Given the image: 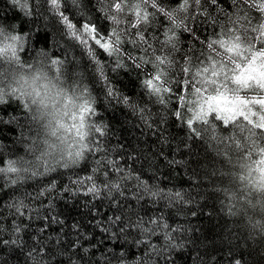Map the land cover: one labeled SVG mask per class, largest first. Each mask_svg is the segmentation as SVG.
Here are the masks:
<instances>
[{
	"label": "snow or ice",
	"instance_id": "snow-or-ice-1",
	"mask_svg": "<svg viewBox=\"0 0 264 264\" xmlns=\"http://www.w3.org/2000/svg\"><path fill=\"white\" fill-rule=\"evenodd\" d=\"M9 2L17 14L13 21L0 18V133L15 129L17 135L11 148L0 140V193L13 192L8 201L0 198V264L13 256L24 264H176L188 251L193 264H222L216 254L223 250L214 240L203 245L208 237L196 235L199 228L173 226L163 210L150 215L147 205L164 202L196 217L208 180L228 200L221 199L220 211L235 217L259 206L264 213V0H94L96 16L85 13L81 0ZM69 3L79 19L67 11ZM49 17L62 38L86 52L107 104L126 106L142 133L150 130L171 149V158L163 148L144 156L149 166L163 157L169 167L190 171L191 191L150 184L121 164L123 155L112 156L107 145L116 133L96 119L97 99L87 87L64 86L67 50L62 59L38 48L49 34L37 22ZM33 50L32 62L22 59ZM120 72L136 73L130 83L138 93L123 91ZM170 121L183 138L169 132ZM194 142L227 171L191 159ZM17 143L25 155L15 154ZM118 147L127 151L123 143ZM178 153L189 159H177ZM127 159L139 157L128 153ZM58 169L70 173L61 189L70 194L67 218L50 196L56 177L64 176ZM50 174L36 192L14 195L28 180ZM225 176L230 186L217 188L212 178ZM78 195L88 198L85 210L72 216L78 208L69 205ZM29 198L40 206L25 203ZM252 227L264 243V223ZM228 257L227 264H242L231 247Z\"/></svg>",
	"mask_w": 264,
	"mask_h": 264
},
{
	"label": "trees",
	"instance_id": "trees-1",
	"mask_svg": "<svg viewBox=\"0 0 264 264\" xmlns=\"http://www.w3.org/2000/svg\"><path fill=\"white\" fill-rule=\"evenodd\" d=\"M93 3L94 0H81V5L84 7L85 13L92 10L93 15L96 16L98 13H95L92 9ZM67 11L71 15H76L79 19L77 10L70 3ZM16 14V9L12 7L9 0H0V18L7 21H13ZM37 23L42 29L46 27V31L49 34L47 44H45L44 40H41L38 48H44L49 52L50 56L60 57L62 59H65L62 56V53L66 50L68 52L65 59L64 76L62 77L64 86L69 89L75 87L77 90L82 87H87L89 92L97 99L96 107L99 115L96 119L102 118L105 122L110 124L112 131L116 133V136H113L107 145L109 148L114 149L112 156L119 159V157L123 155L124 159L121 160V164L132 165L133 168L139 172L142 180L147 181L150 184H156L165 189L191 191L195 182L191 179L190 171L188 174H185L184 169L180 166L169 167L163 157L158 158L157 162L151 167L149 166L148 160H145L143 158L144 156H148L150 159L153 154L159 152L163 148V151L167 154L168 158H171V149L161 145L157 138L152 135L150 130L144 129L142 133L141 129L137 127L140 123L138 117L133 115L131 110L126 106L123 104H117L115 101H113L111 106L107 104V101L104 99L101 85L95 78V66L86 52L82 48L76 46L71 40L62 38L59 35L57 32L58 25L54 23L52 17H49L47 21L41 19ZM105 26L107 25L105 24ZM21 55L23 60L32 62L36 52L33 50L27 55ZM100 58L104 59L103 56H100ZM119 80L122 82L121 87L124 92L130 95L133 91L137 93L139 92V88H134L133 83H130V81L136 80L135 72H133L131 76L120 72ZM133 98L138 99V96H134ZM34 128L39 129V125H35ZM168 130L178 138H183L184 136L183 130L177 128L173 121H170ZM16 135L17 133L15 129L12 131L5 130L0 133V140H3L4 143L11 148L13 147ZM28 135L34 136L35 131L29 132ZM117 136L119 139L116 138ZM121 143L127 145L126 152H122L118 147ZM173 143L175 144L176 141ZM14 152L17 155H25L23 145L19 143L14 145ZM128 153L138 156L139 160L127 159ZM7 154L8 150L5 149V155ZM213 156L214 154L211 152L206 154L205 147L199 142H194L193 157L191 159H199L201 164H206L209 167L214 165L215 167L220 168L221 171H227V166L220 163V158H215L214 161ZM26 158L31 159L30 156H27ZM176 158L189 159L184 153H178ZM192 166L195 167V164L193 163ZM58 171L64 172V176L56 177L57 189L52 192L50 196L54 197L53 203L56 206V211L59 212L63 210L64 216L67 218L69 212L68 209L65 208V204L69 202L70 194L62 192L61 189L68 183L67 177L70 173L64 169H58ZM80 175H85V172L81 171ZM202 175L203 173H201V176ZM53 176H55V174H50L46 178L37 177L28 180L19 191L14 193V195L17 197H24L25 193H34L42 185H46L48 180L52 179ZM212 179L216 180L217 188H228L230 186L227 176L223 178V182H221L219 178ZM201 192L205 196V199L200 201L202 210L198 209V215L196 217H186L185 215L178 213L176 207H165L164 202H160L155 206H151L150 204L147 205L149 214L151 215L152 213L163 210L168 217L169 223L173 226L182 224L186 227L191 226L194 229L199 228L201 231L195 234L199 235L202 240L205 236L208 237V240H203V245L210 244V242L214 240L215 244L223 250L216 254L218 258H224L222 264H227L228 262V249L230 247L233 249L235 257L241 259L242 264H264V243L261 242L262 237L259 235V230L252 227L254 222L264 223V213H261L259 206H257L256 209L249 208L246 213L233 217L229 216L226 211H220L221 199L224 200L225 204L228 203V200L223 192H214L213 185L208 180H204L201 184ZM11 195H13L12 189H7L6 192L0 193V198L4 201H8ZM253 195L255 196L256 194ZM61 196L63 199H61ZM86 199L88 198L83 195L71 198L69 206L78 208V211L71 213L72 216H78L79 211L85 210L83 208V203ZM41 200L44 204L48 203L47 198H41ZM25 203H28L33 207L40 206L39 200L34 202L30 198L26 199ZM210 212L213 213L211 217L208 215ZM141 214L143 215V212H141ZM67 222L70 224L72 221L71 219H67ZM36 226V224H33L32 228L29 229V232L34 231ZM203 245L201 246V251L203 250ZM188 247L190 248V246ZM192 255H194V253L191 251L185 252L184 255L177 257L176 264H193L191 259ZM10 264H24V258L21 257L17 260L13 256L10 259Z\"/></svg>",
	"mask_w": 264,
	"mask_h": 264
}]
</instances>
